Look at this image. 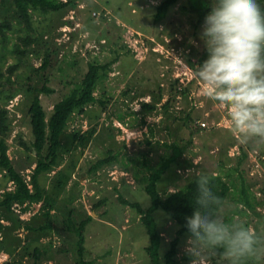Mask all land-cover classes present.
Instances as JSON below:
<instances>
[{
    "label": "rangeland",
    "instance_id": "rangeland-1",
    "mask_svg": "<svg viewBox=\"0 0 264 264\" xmlns=\"http://www.w3.org/2000/svg\"><path fill=\"white\" fill-rule=\"evenodd\" d=\"M162 1L72 0L73 5L55 13L34 12L30 33L35 41L27 46L13 7L0 0V18L13 23L5 36L0 34V65L10 77L0 92L8 129L0 139L29 184L36 154L22 145L34 140L29 115L33 94L27 88L44 73L40 85L49 90L40 97L48 125L54 105L80 85L90 63L110 64L94 91L97 101L71 115L59 162L40 176L56 207L32 201L0 211L6 227L0 238L7 236L0 245V264H151L146 228L119 194L148 208L146 178L172 153L174 143L184 152L158 182L162 198L198 174L218 175L230 185L219 214L264 238V139L241 143L227 109L202 93L195 69L206 59L199 33L207 13L201 19L190 0H179L156 22ZM46 56L48 70L37 72ZM12 91L17 92L10 98ZM111 155V163L95 167ZM14 188L0 167V199ZM66 216L71 217L69 227ZM88 216L92 220L80 236L72 224L78 227ZM156 219L164 264L179 225L162 209ZM179 238L176 264H192L187 234ZM36 250L41 256L35 262ZM245 260L264 264V239ZM201 264L227 262L217 252Z\"/></svg>",
    "mask_w": 264,
    "mask_h": 264
},
{
    "label": "trees",
    "instance_id": "trees-1",
    "mask_svg": "<svg viewBox=\"0 0 264 264\" xmlns=\"http://www.w3.org/2000/svg\"><path fill=\"white\" fill-rule=\"evenodd\" d=\"M179 0H163L158 6L154 19L156 22L162 21L171 6L176 4ZM192 6L199 12L201 19L210 10V0H190ZM10 3L13 7L15 17L17 21L22 24L25 35L23 40H28L27 46L34 43L30 31L32 26V14L39 12L42 15L49 13H55L68 8L72 4V0H1V4ZM261 6L264 7V0H260ZM13 28V23L10 20L0 18V34L5 36L6 32ZM25 53L28 51L23 50ZM49 57V54H48ZM45 57L42 65L37 72L43 70L47 71L50 65V59ZM110 64H98L90 63L88 70L86 71L81 83L78 87L74 88L70 94L63 97L54 105L53 114L49 119L48 125L45 120V111L41 103L40 94L49 88L45 83H41V78L44 73L39 74L40 79L37 82H32L27 88L33 94L32 102L29 107V115L31 119L32 133L34 140L31 144L22 142L24 149L27 151L35 152L36 154V166L32 174L31 186L27 182L26 178L20 173L13 165L11 158L7 152V145L4 137L0 139V167L5 170L9 179L15 184V188L5 191L3 198L0 199V211L7 213L12 210L14 204H23L32 201H42L49 208L54 209L56 207V199L53 198L47 189L41 184L40 176L43 173H47L55 168L59 162L60 148L63 147V134L65 133L67 123L71 115L76 111H82L83 108L92 102L97 101V97L94 95V91L98 85V82L105 76ZM10 77H5L0 65V92L4 86L6 80ZM17 91H12L10 98L15 95ZM103 104V102H101ZM105 104V103H104ZM148 109H152L151 104H144ZM6 112L1 110L0 112V132L3 136L7 133L6 128ZM48 128V132L46 130ZM172 153L163 158L160 165L148 175L147 183L145 186V192L149 195L151 204L148 208H143L139 202H131L125 199L119 194V199L123 204L130 205L135 208L140 215V219L146 228L149 236V244L146 246V252L149 255L151 264H162L161 256L159 252L160 248V233L157 229V211L162 209L168 216H170L178 225V235L171 241L170 249L165 254L164 264H176L175 256L178 251L179 237L185 232L184 223L186 218H190L194 209V201L197 197L195 178L199 175H207L209 177V187L212 192L219 198V203L216 206V211L219 213L226 198L230 194V185L225 182L218 175H211L207 173H201L196 175L185 187L180 188L174 192H170L165 198H162L158 190V182L166 173L171 164L180 157L184 148H180L178 144L171 145ZM114 160V155L105 159L99 160L95 167H100L106 163H111ZM245 192V189H244ZM249 207H252L249 200H244ZM8 218L7 216H4ZM70 216H66V222L70 219ZM2 217H0V233L5 234L6 227L1 223ZM92 220V216H88L83 219L78 227L72 224V227L77 229L82 236L86 226ZM66 224V223H65ZM70 223L67 222L66 226L69 227ZM71 226V225H70ZM74 232L73 230H71ZM7 241V236L4 239L0 238V245ZM79 245V253H82L81 245ZM13 247V244H11ZM219 253V252H218ZM220 254V253H219ZM40 251L35 252V262L40 258ZM82 256V254H81ZM78 261L76 264H85V262ZM36 264V263H33ZM243 264H248L245 260Z\"/></svg>",
    "mask_w": 264,
    "mask_h": 264
},
{
    "label": "clouds",
    "instance_id": "clouds-1",
    "mask_svg": "<svg viewBox=\"0 0 264 264\" xmlns=\"http://www.w3.org/2000/svg\"><path fill=\"white\" fill-rule=\"evenodd\" d=\"M206 59L197 64L203 95L227 109L241 143L264 139V7L260 0H210L199 33ZM195 209L184 223L187 252L201 264L217 252L227 264H243L264 238L250 227L229 222L216 211L219 198L209 177L195 178Z\"/></svg>",
    "mask_w": 264,
    "mask_h": 264
}]
</instances>
